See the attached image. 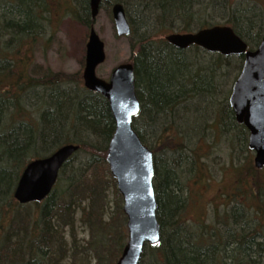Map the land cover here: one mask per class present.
I'll use <instances>...</instances> for the list:
<instances>
[{"label":"trees","instance_id":"16d2710c","mask_svg":"<svg viewBox=\"0 0 264 264\" xmlns=\"http://www.w3.org/2000/svg\"><path fill=\"white\" fill-rule=\"evenodd\" d=\"M2 1L9 7L7 19L0 20V53L10 42L21 41L26 35L31 39L36 37L40 19L44 17L35 12L39 7L48 11L46 0L45 3L41 0ZM73 1L78 11L72 12L92 26L89 0H72L71 5ZM117 1L125 5L134 36L139 37L131 57L142 104L139 116L148 121L151 135H157L159 146L168 149L176 145V137L172 135L177 133L175 125L170 130L166 124L157 126L165 121L178 117L183 129L188 131L187 139L194 141L197 133L205 129L207 120L214 119L213 131L223 133L232 145H244L242 150L251 152L249 132L235 120L228 104L231 89L223 96L220 107L218 100L224 89L217 77L230 75L236 79L243 56L214 54L209 62L210 59L202 58L205 52L199 47H193L190 55L166 40L158 43L154 35H146L148 29L165 21L179 23V27H175L178 31H190L194 16L201 22L200 28L214 25L205 18V12L215 0H106L103 7H110ZM221 2L227 3V0ZM251 10L237 11V27L230 19L222 20L233 25L250 47H255L263 36L262 26L258 24L260 20L263 23V19L259 12ZM34 20L38 22L36 28ZM255 26L260 31L256 28L259 32L252 35ZM140 28H144V33ZM137 30L138 35H135ZM2 61L1 65L13 73V67L19 65L5 57ZM25 61L23 58L24 64ZM202 70L206 74L196 77L189 85L194 75L201 74ZM19 77L20 81L11 86L14 90L8 85L0 92V120L10 109H16L8 133L0 134V264H90L92 259L94 264H117L128 239V229L123 198L106 161L108 143L115 131L107 99L84 87L80 89L78 86L84 84L81 73L48 74L33 79L23 72ZM51 83L57 87L77 85L74 92L54 93L47 101L45 94L50 91ZM37 88L44 92L43 98L40 97L43 110L33 113L24 105L25 96ZM182 105L177 112V107ZM213 110L218 111L216 115ZM0 127L7 126L1 123ZM135 128L148 144L146 130L136 124ZM165 133L169 134L165 136ZM69 142L78 143L80 149L64 164L51 194L42 202L19 204L14 191L26 165ZM204 149L198 148V153ZM171 153L161 157L155 153L154 187L162 237L158 245L146 246L140 264H150L154 260L156 264H211L214 261L227 264L228 259L231 264H264V179L260 174L263 169L254 164L245 171L239 166L231 167L233 179L222 189L227 207H215L211 224L206 221V212L200 221L190 223L183 217L191 206L195 188L189 185L186 194L179 183L185 172L190 174L192 168H197L195 164L199 159L176 150ZM202 180L207 184L205 176L198 174L194 183ZM111 203L115 209L107 218ZM32 206L34 209L29 210ZM79 211L81 222L90 234L83 248L74 243Z\"/></svg>","mask_w":264,"mask_h":264},{"label":"water","instance_id":"95a60500","mask_svg":"<svg viewBox=\"0 0 264 264\" xmlns=\"http://www.w3.org/2000/svg\"><path fill=\"white\" fill-rule=\"evenodd\" d=\"M104 0H90L95 18ZM117 34H131L126 9L121 2L112 7ZM167 40L179 49L198 45L222 55H244L243 67L232 86L230 105L238 122L249 130V147L254 151L257 168L264 167V36L254 50L232 26L216 25L191 33H173ZM106 59L105 42L95 28L90 29L87 43L85 86L104 95L115 120V132L108 144L106 160L117 188L123 197L127 215L128 242L117 264H140L146 244L161 240L158 201L154 189V153L133 128L134 117L140 112L136 93L133 63L117 66L109 80L97 76L96 69ZM80 148L68 144L53 154L30 161L24 168L14 192L20 204L41 202L54 189L66 161Z\"/></svg>","mask_w":264,"mask_h":264},{"label":"rangeland","instance_id":"374dc122","mask_svg":"<svg viewBox=\"0 0 264 264\" xmlns=\"http://www.w3.org/2000/svg\"><path fill=\"white\" fill-rule=\"evenodd\" d=\"M46 2L47 3L45 5L48 8L47 12L40 7L35 12L43 14L41 16L44 17V19H40V31H38L36 37H32L31 39L30 37L25 36V39L21 41L10 42L6 45V48H4L5 50L0 53V63H4L2 60L5 57L8 58L11 63L19 64L16 68L13 67L14 73L13 71L9 72L7 68L3 69V67H0V92L2 91L1 88L7 85L11 88L14 83L19 82V75L23 72H25L26 76L33 79L46 76L48 74L76 75L77 73H83L89 35V24H86L84 21L78 19L76 12L68 11L69 7H72L71 9L74 8V11H76V9L78 11L76 2L73 1L72 5V0H46ZM226 6V10L230 11V13H234V11L237 13V11L241 10L246 11L247 9L259 12L263 19V23H261L262 21L260 20L258 24L262 26L261 33L264 34V0H227ZM8 7L9 6L4 1H0V20L5 21L7 19L6 11ZM223 8L224 7L220 6L214 9L213 6H208L205 12V18L208 20L216 19L222 21ZM130 11H132V9H130ZM227 17L228 15L225 16V18ZM93 25L102 40L105 42L107 55L106 61L98 67L97 75L107 79L116 66L131 59L134 54V49L136 48L135 44L139 37L134 36V33L130 36L117 35L111 13V6L101 8ZM177 25L179 27V23L177 22H161L157 24V26L155 25L151 29H148L146 31V35H154V40L160 43V41L164 39L162 36L165 33L170 34L174 30L178 31L175 29ZM34 26L35 28L38 26V22L35 20ZM256 28L258 29V26H255V29L251 33L252 35L260 31ZM140 29L142 30L141 32L144 33V28ZM137 32L138 30L135 35H138ZM6 38L7 40L9 39L8 36ZM192 49L194 48L186 50V53L192 55L193 53H190ZM204 54H206V56ZM205 57L210 59L208 60L210 62L214 57V54L205 52L203 53L202 58L205 59ZM23 58L26 59L25 64L23 63ZM217 79L218 81L220 80L221 83L226 80L227 84L224 88L226 92L229 88L231 89V86L235 81V77L231 76L230 78V75L227 77L223 76V78L217 77ZM76 85L77 84L73 83L72 86L75 87ZM78 87L82 89L84 84H81ZM54 93L56 92L47 91L45 94L46 100L49 101V99L55 95ZM43 94V89L37 88L25 96L26 102L24 101V105L29 107L28 110H30V112L39 113L43 110V107L33 108L29 104L32 101H40V97L43 98ZM224 95H227V93H221V99L225 97ZM182 107L183 105L177 107V112ZM216 112L218 111L213 110V114L216 115ZM15 113L16 109L13 108L11 112L12 122L14 121ZM137 118L138 119H136L135 124L146 130L145 136L147 137L149 144L147 145L149 147H153L158 157L165 154L168 156V154L174 153H171V150H176L178 153L184 152L188 154L191 158L195 155L199 159V163L195 164L197 168H192L190 174L189 172H185L187 175L184 174V177L192 179L190 186L194 187L195 191L192 190V193L194 194L191 199V206L183 218L185 221L193 223L195 221H200L205 214L209 212L207 214L208 216L206 221L208 224H211L212 221L209 217H212L215 207L218 209H225L228 205L226 196H222V189L224 186L230 184L233 179V175L230 170L231 167L239 166V168L245 171L249 165L252 166L251 164H254V152H244L241 145L237 143L232 145L229 137L224 136L223 133H217L211 128H208V130L203 129L204 132L202 131L197 133L194 141H189L187 139L188 131L183 129L178 117H176L178 122H173L171 119L168 122L175 125L177 133H172V135L176 137V145H170L168 149H163L164 147L162 145L159 146V143L156 141L157 135H151L152 131L150 130L148 121H146L143 116H139ZM139 118L142 119L140 120ZM211 121H214V119H211L210 122ZM178 130H180V132H178ZM167 134L169 133H165L164 135L166 136ZM183 146L185 147L184 150H182ZM200 147H205V149L200 150V153H198V148ZM198 174H203L205 176L207 184L203 180L199 183H194ZM260 174H263L262 179H264V169ZM187 181L188 180L186 179L183 191V193L186 194L188 193L186 186H189ZM197 193H200V195ZM112 198L113 197L110 194V199ZM233 205L235 204L233 203ZM33 209V206L29 207V210ZM114 209L115 207L111 203L106 215L107 218L113 215L112 213ZM81 217L82 214L79 211L75 220L76 230L74 234L76 238L74 243L78 248L85 247L90 236L88 228L81 222ZM70 238L71 237L68 236V240ZM94 263L95 261L92 259L90 264ZM156 263L157 260L150 262V264Z\"/></svg>","mask_w":264,"mask_h":264},{"label":"bare ground","instance_id":"6f19581e","mask_svg":"<svg viewBox=\"0 0 264 264\" xmlns=\"http://www.w3.org/2000/svg\"><path fill=\"white\" fill-rule=\"evenodd\" d=\"M43 3H45V0H41ZM222 4H223V6H222ZM211 6H213V8L215 9V8H217V7H224L223 9H222V18H225V16H227L228 15V17H227V19H230V21L233 23V25L235 26V27H237L236 26V12L234 11V13H230V11H227L226 10V5H227V3H224V2H221V0H215L214 2H212L211 4H210ZM72 8V7H71ZM70 7H69V9H68V11L69 12H72V11H74V8L73 9H71ZM7 10H8V8H7ZM100 10H101V8H100ZM226 10V11H225ZM100 12V11H99ZM131 15H133V16H135L134 15V12L132 11L131 12ZM83 16H84V18L86 19V16L83 14ZM89 16L92 18V20H94V17H93V14H92V10H91V7H90V5H89ZM208 21H212V22H214L213 24L214 25H210V26H207V27H203V28H200V26L199 25H201V22L198 20V17L197 16H194V20L192 21V25H194L193 26V28H192V30H190V31H173V32H180V33H182V34H184V33H191V32H198L199 30H201V29H204V28H208V27H212V26H216V25H227V26H232V27H234L233 25H229V24H226L225 23V21L224 20H222V21H220V20H216V19H213V20H208ZM169 32V31H168ZM173 32H171L170 34H173ZM251 33H252V31H251ZM170 34H164L162 37L164 38V39H162V41H160V42H165V40H166V42H169L168 40H167V37L170 35ZM27 36V35H26ZM195 48V47H194ZM204 52V51H203ZM230 56H232V55H230ZM133 62V61H132ZM14 64V63H13ZM133 64H134V66H135V63L133 62ZM15 65V64H14ZM13 66V65H12ZM0 67H3V65H1V63H0ZM3 69H4V67H3ZM204 74H206V72L205 71H203L202 70V72H201V74L199 75H197V74H195L194 75V78H192V80L191 81H189L188 82V84L190 85V84H193V81L195 80V78L196 77H201V76H203ZM219 83H221L220 82V80H219ZM0 84H1V82H0ZM222 84H223V89L225 88V86H226V84H227V82H226V80L224 81V82H222ZM51 85H52V87H50V91L51 92H56V93H62L63 91H69V92H74V90H75V88L71 85V84H60L58 87L57 86H55L56 84H54L53 85V83H51ZM9 86L7 85V86H5V87H3V88H1V92H3V91H5L7 88H8ZM10 90L12 91V90H14V89H12V88H10ZM58 91V92H57ZM223 91V90H222ZM224 92L226 93V90H224ZM222 93V92H221ZM221 99V95H220V97L218 98V100H219V107L221 106V102H222V99ZM30 104V106H32L33 108H36V107H38V108H40V107H42V102L41 101H32V102H30L29 103ZM27 108H29V107H27ZM48 108H50L51 109V107H48ZM12 110L13 109H10L7 113H6V115H4V116H2V119L0 120V124L2 123L4 126H7V127H0V134H4V133H8V128L11 126V123H10V121H12V114H11V112H12ZM8 117H9V119H8ZM10 120V121H9ZM173 122H176L177 120L176 119H171ZM210 120L211 119H208L207 120V122H206V124H205V129L206 130H208V128H212V123H213V121H211L210 122ZM169 122V120L168 121H165L164 123H162V124H159V125H157V126H163L164 124H166V126H169V130L170 129H172L173 127H174V124H172L171 122L170 123H168ZM165 127V126H164ZM160 131H164V129H162V127H160ZM204 132V131H203ZM63 138V137H62ZM68 144H74V145H79L78 143H75V142H69V143H63L62 145H60L59 147H58V149L60 148V147H62V146H64V145H68ZM242 147H244V145H242ZM80 149V148H79ZM78 149V150H79ZM150 149L153 151V153H154V161H155V151H154V149H153V147H150ZM244 149H245V147H244ZM77 150V151H78ZM76 151V152H77ZM244 152H245V150H243ZM75 152V153H76ZM74 153V154H75ZM73 154V155H74ZM72 155V156H73ZM71 156V157H72ZM71 157L68 159V160H70L71 159ZM36 159V158H35ZM32 160H34V159H32ZM31 160V161H32ZM67 160V161H68ZM66 161V162H67ZM107 161V160H106ZM1 165V164H0ZM262 169H264V167L262 168ZM154 178H155V176H154ZM186 179L188 180L187 182H188V184L190 185L191 183H192V179H189V178H187V177H182V179L180 180V183H179V187H180V189H183L184 190V187H185V182H186ZM57 183V182H56ZM56 185V184H55ZM187 187V189H188V187L189 186H186ZM209 213V212H208ZM207 213V214H208ZM207 216L208 215H206L205 216V218H206V220H207ZM212 218H213V215H212V217H209V219H211L212 220ZM217 263V261H214V262H212L211 264H216ZM227 264H231V260L230 259H228V261H227Z\"/></svg>","mask_w":264,"mask_h":264},{"label":"flooded vegetation","instance_id":"af4514ba","mask_svg":"<svg viewBox=\"0 0 264 264\" xmlns=\"http://www.w3.org/2000/svg\"><path fill=\"white\" fill-rule=\"evenodd\" d=\"M136 68V67H135Z\"/></svg>","mask_w":264,"mask_h":264}]
</instances>
